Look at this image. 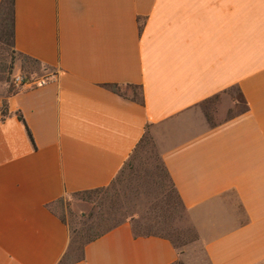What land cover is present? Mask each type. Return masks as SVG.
<instances>
[{"label": "crops", "instance_id": "crops-1", "mask_svg": "<svg viewBox=\"0 0 264 264\" xmlns=\"http://www.w3.org/2000/svg\"><path fill=\"white\" fill-rule=\"evenodd\" d=\"M15 16L16 51L52 72L0 94V264H59L71 233L49 206L110 186L147 129L209 264H264V0H15ZM233 91L247 110L209 124L202 104ZM179 260L123 223L74 264Z\"/></svg>", "mask_w": 264, "mask_h": 264}, {"label": "rangeland", "instance_id": "rangeland-1", "mask_svg": "<svg viewBox=\"0 0 264 264\" xmlns=\"http://www.w3.org/2000/svg\"><path fill=\"white\" fill-rule=\"evenodd\" d=\"M18 63L22 65L19 57L12 63L11 57L0 55V94L14 93L18 88L15 77L25 73ZM122 92L131 96L133 89L123 88ZM237 98L238 92L233 91L202 104L209 124L243 112L245 105ZM161 157V145L148 131L110 186L95 193L68 195L54 205L53 210L69 226L74 259L81 256L88 239L130 223L136 234L170 238L178 249L181 264H209L191 214L179 202Z\"/></svg>", "mask_w": 264, "mask_h": 264}, {"label": "trees", "instance_id": "trees-1", "mask_svg": "<svg viewBox=\"0 0 264 264\" xmlns=\"http://www.w3.org/2000/svg\"><path fill=\"white\" fill-rule=\"evenodd\" d=\"M15 28H16L15 0H2L1 4H0V55H5V54L8 55L9 57H11L12 63H15V59L17 57H19L20 60H22V65H21L22 66V70L25 71V73L27 72V74H33L35 72H39L40 70L50 71L51 69L49 67L43 66L38 60H35V59H32V58H30L28 56H24L22 54H19L16 51V49H15ZM51 72L52 71H50V73ZM106 87L109 90H111L112 92H114L116 94H119L120 96L124 97L125 99L132 100V101L137 102L139 104H143L144 103L143 92H142V89L140 87L132 86V85H127V86L123 87V86H119L117 84L107 85ZM123 88L133 89L132 95L130 96V95L126 94V93H123L122 92ZM136 90H139V93ZM11 94H13V93H11V92L8 93V95H11ZM217 97H219V96H216L214 98H217ZM214 98H212V99H214ZM241 101L245 105L244 111L247 110L248 106L246 105L245 101L243 99H241ZM3 103H4L3 107L0 110L2 112L3 117L5 118L6 116L9 115V112L7 110V101L4 100ZM16 115H17L18 119L21 122H23V124L25 125V127L27 129L29 137L33 140L32 134H31V132H30V130H29L27 124H26V121H25L22 113L16 112ZM148 131H149V129H147L146 134L148 133ZM144 137L142 138L140 143L143 141ZM140 143L138 144V146L140 145ZM161 164H162V167L165 170V172H166V174H167V176H168V178L170 180V183H171L173 189L176 192V189H175V187H174V185L172 183V180H171L170 175H169V173L167 171V168H166V166H165V164L163 162L162 157H161ZM106 188H99V189L89 190V191H85V192H81V193L82 194H90V193L103 191ZM75 194H80V193H75ZM176 194H177V192H176ZM177 197H178L179 202L183 206V208H185V206L183 205L182 200L180 199V196L178 194H177ZM63 199H61L57 203L61 202ZM54 205H50L49 206L50 209L53 210ZM119 225H121V224H119ZM119 225L115 226L114 228L118 227ZM104 234L97 235V236H94V237L88 239L82 246L81 256L79 258H76V259H74L71 256L72 252H73V244H72L73 242L71 241L68 252L60 260L59 264H74V263H77V262L81 261L83 259V252H84L85 246L90 244V243H92L93 241H95L96 239H98L99 237H101ZM136 235L137 236H141L140 234H136ZM149 235H155V234H149ZM160 236H162V235H160ZM162 237H165V236H162ZM165 238L169 239L172 242V240L170 238H168V237H165ZM176 264H181V263L178 261Z\"/></svg>", "mask_w": 264, "mask_h": 264}, {"label": "built area", "instance_id": "built-area-1", "mask_svg": "<svg viewBox=\"0 0 264 264\" xmlns=\"http://www.w3.org/2000/svg\"><path fill=\"white\" fill-rule=\"evenodd\" d=\"M49 77L37 79L36 77L32 76V74L27 73H19L15 77V84L18 88L20 87H28L33 88L36 86H42L49 81Z\"/></svg>", "mask_w": 264, "mask_h": 264}]
</instances>
